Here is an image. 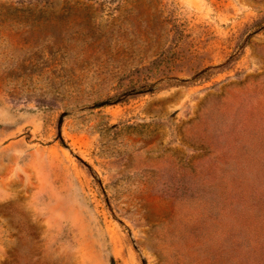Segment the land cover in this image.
<instances>
[{
    "label": "rangeland",
    "instance_id": "1",
    "mask_svg": "<svg viewBox=\"0 0 264 264\" xmlns=\"http://www.w3.org/2000/svg\"><path fill=\"white\" fill-rule=\"evenodd\" d=\"M0 264H264V0H0Z\"/></svg>",
    "mask_w": 264,
    "mask_h": 264
}]
</instances>
